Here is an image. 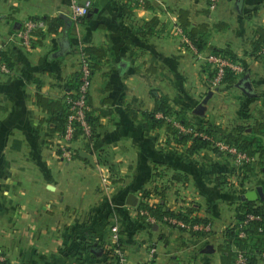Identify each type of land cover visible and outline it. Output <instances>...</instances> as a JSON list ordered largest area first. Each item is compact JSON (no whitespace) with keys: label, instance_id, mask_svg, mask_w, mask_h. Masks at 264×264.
I'll return each instance as SVG.
<instances>
[{"label":"crops","instance_id":"1","mask_svg":"<svg viewBox=\"0 0 264 264\" xmlns=\"http://www.w3.org/2000/svg\"><path fill=\"white\" fill-rule=\"evenodd\" d=\"M74 1L84 0H0V50L11 61L0 68V253L6 264H117L105 250L114 224L126 264H222L220 245L238 221L239 206L250 200L247 192L254 191L250 201L264 204V153L212 146L190 153L165 127L148 125L144 112L154 109L155 93H166L196 127L215 122L227 133L264 122V58L252 46L256 27L264 25V0H91L82 19L73 16ZM127 1L131 13L123 9ZM179 8L190 10L192 24L208 22L210 43L245 60V74L209 88L207 52L180 26ZM46 15L66 23L56 32L43 24L44 34L25 43L24 21ZM154 15L160 23L144 35V22ZM221 21L227 25L214 29ZM89 45L106 51L90 85L100 124L92 139L67 140L50 129V114L34 96L40 90L62 98ZM169 119L185 129L176 113ZM65 144L72 154L64 157ZM142 202L174 211L193 207L200 220L180 227L143 219Z\"/></svg>","mask_w":264,"mask_h":264},{"label":"trees","instance_id":"2","mask_svg":"<svg viewBox=\"0 0 264 264\" xmlns=\"http://www.w3.org/2000/svg\"><path fill=\"white\" fill-rule=\"evenodd\" d=\"M146 4L150 5V1L146 0ZM123 9L131 13L132 6L127 1L123 3ZM91 10V9H90ZM90 12V11H89ZM178 20L180 26L183 28L186 35L195 45L199 52L207 53H223L234 61H240L247 68L246 61L239 58L235 52L229 48H223L210 43L211 30L208 22H200L192 24L190 19V10L186 8H179L177 10ZM88 15L85 14L77 19L85 18ZM41 19L45 25L47 31L56 32L58 28L65 25L66 19L62 16H42L32 17ZM160 23L158 15H154L150 19L146 20L141 29V33L144 35L154 32L155 27ZM227 25L226 22L221 21L213 25L214 29H221ZM43 26L37 27L33 30L32 35L35 33L44 34ZM32 39V37H31ZM253 52L256 55H260L264 58V25H258L256 27V37L252 41ZM81 53L84 54L86 60L92 68V73L98 67V59L106 55V51L102 47L98 46H85L81 49ZM0 61L3 62L7 67H10V58L5 54L4 51L0 50ZM203 71L207 74V78L211 79L215 76L217 70L212 66V63H205L203 65ZM238 71L231 67H226L222 82H234L235 79L240 76ZM82 82V72L76 71L66 83V93L60 99L52 98L40 90L35 93L34 101L44 111L48 112L49 122L52 124L50 129L52 131H59L62 135H65L67 126L70 122V115L73 113L72 105L73 102L69 99H75L78 90ZM155 106L151 111H145L144 114L148 119V125L150 126H163L171 133L176 142L187 144V149L190 153H196L200 149L208 146H212L216 151L222 150L219 143H224L229 146H234L238 151L244 152L247 155H252L256 152L264 153V143L262 136L264 135V122L257 120L251 125L238 124L235 125L231 131L225 132L224 128L215 122H209L203 127H196L187 119L183 109H174L170 103V96L166 93H155ZM103 100H107L106 98ZM127 109L134 115L138 114V111L127 106ZM95 108L92 106L91 95L87 96V107L85 108V120L90 125V130H85L84 124L77 119H74V131L73 138L81 135L92 139L99 123V115H94ZM100 113H105L104 110L100 109ZM176 113L177 123L183 125L185 129H181L169 117ZM250 128V129H249ZM73 155L78 156V151H75ZM101 162H107L113 165L114 162L111 159H100ZM249 168V167H248ZM164 192L162 191L161 194ZM141 209L147 210V212H141ZM193 207H186L185 210L174 211L164 206L162 202L158 203H146L142 202L139 205V216L143 219L148 218L150 215L168 222L174 226L186 227L189 224H194L200 219L193 217ZM252 213L256 217L249 219L247 226L244 227L246 236L240 235V222L246 219V214ZM165 216L176 217L184 222L185 225H179L178 223L169 222L165 219ZM238 221L227 229V241L225 244L220 245L223 251L222 264H259L260 260L264 257V204H256L255 201H244L238 210ZM210 223L209 221H204ZM121 238L115 244H109L106 247V253L117 259L118 254L114 250V246H121ZM243 252L245 255L244 262H238L239 253ZM77 264V263H76Z\"/></svg>","mask_w":264,"mask_h":264},{"label":"built area","instance_id":"3","mask_svg":"<svg viewBox=\"0 0 264 264\" xmlns=\"http://www.w3.org/2000/svg\"><path fill=\"white\" fill-rule=\"evenodd\" d=\"M213 2L215 0H212ZM92 7V1L91 0H84V1H74L73 3V16L75 19L78 17H81L87 13H89L90 9ZM43 21L41 19L32 18L29 17L24 21L23 26L20 29V37L25 43H30V39L32 37V32L35 28L43 26ZM81 67L80 71L82 72V82L80 84V87L78 90H75V92L78 94L75 99H69L73 102L72 109L73 113L70 115V122L67 126L65 137L68 139L73 138V131H74V119L80 120L84 126L85 130L89 132L90 125L85 120V108L87 107V96L90 94V85H91V79H92V68L88 61L86 60V57L83 53H81ZM207 61L212 63V66L216 68L217 72L213 79H211V82L214 83H220L222 82V78L224 76L226 67H231L232 69L239 72V69L242 68L243 64L240 61H234L230 59L228 56L224 55L223 53H207ZM0 68L7 69V66L0 61ZM243 69V68H242ZM219 146L222 150L226 151H238L236 147L229 146L224 143H219ZM240 152V151H239ZM242 154H245L244 152H240ZM60 154L62 156H69L72 154V151L70 148L65 144L61 146ZM141 212H147L145 209H141ZM151 216V215H150ZM256 217L252 213L246 214V219L242 222H240V235L246 236V232L244 230V227L247 226V223L249 219ZM165 219L169 222L178 223L179 225H185L184 222L176 217L172 216H165ZM166 222V221H165ZM168 223V222H167ZM121 238V233L119 226L117 224L112 225L111 227V233H110V243L115 244L119 241ZM120 246H114L115 252L118 254V258L116 259L117 264H126V258L122 254L120 250ZM245 261V255L243 252L239 253L238 256V262H244ZM0 264H6L5 258L0 253Z\"/></svg>","mask_w":264,"mask_h":264},{"label":"water","instance_id":"4","mask_svg":"<svg viewBox=\"0 0 264 264\" xmlns=\"http://www.w3.org/2000/svg\"><path fill=\"white\" fill-rule=\"evenodd\" d=\"M66 46H67V40H66V39H63V40H62V49H61V52L65 50ZM244 85H245V87H247L248 89H251V88H252L251 81H250L249 79H246V80L244 81ZM80 154H81L83 157H86V158L90 159V161H91L93 164H96V162H95V160H94V157H93V155H92L91 153L82 150V151H80ZM253 192H254V191H249V192H247V197H248V199H250V200L254 199V196H253L254 193H253ZM131 197L135 199V196H134L133 194L131 195ZM131 202H133V199H132Z\"/></svg>","mask_w":264,"mask_h":264},{"label":"rangeland","instance_id":"5","mask_svg":"<svg viewBox=\"0 0 264 264\" xmlns=\"http://www.w3.org/2000/svg\"><path fill=\"white\" fill-rule=\"evenodd\" d=\"M205 63H209V61L206 60ZM242 64H243V63H242ZM242 68H243V69H242ZM242 68L239 69V74H245V72H246V68H245L244 64H243ZM211 79H213V77H212ZM211 79H207V81H208V85H209V88H213V86H216V85L219 84V83L211 82ZM220 83H221V82H220Z\"/></svg>","mask_w":264,"mask_h":264}]
</instances>
